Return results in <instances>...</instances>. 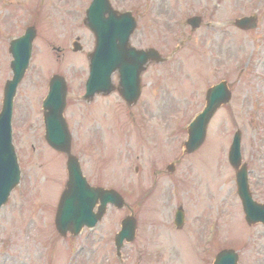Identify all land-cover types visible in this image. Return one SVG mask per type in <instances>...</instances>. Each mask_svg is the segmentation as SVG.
Returning <instances> with one entry per match:
<instances>
[{
  "label": "rangeland",
  "instance_id": "obj_1",
  "mask_svg": "<svg viewBox=\"0 0 264 264\" xmlns=\"http://www.w3.org/2000/svg\"><path fill=\"white\" fill-rule=\"evenodd\" d=\"M90 1L0 0V105L12 76L7 42L22 34L28 23L38 28L35 55L15 97L13 138L22 182L0 211V264H120L112 238L131 211L138 232L135 243L122 253L128 264H156V250L164 252L159 257L162 264H199L194 241L203 240L212 221L219 230L216 250L221 244L234 245L239 264H264V225L246 223L235 171L227 159L239 128L255 198L264 202V0H155V5L150 0H111L117 9L141 10L132 36L136 47L157 46L171 57L185 37L183 48L173 54L176 59L148 67L136 107H128L118 92L97 95L90 104L79 98L89 72L86 54L95 44L82 23ZM159 7L165 16L162 25H167L146 34L152 31L146 11ZM194 13L217 26L203 24L196 31L187 27L175 38L174 28L181 31L176 21ZM253 13L260 17L257 29L243 31L233 25L236 17ZM171 19L174 27L169 26ZM76 37L81 39V52L72 49ZM246 65L250 71L238 75ZM53 74L68 81L64 114L86 176L92 184L120 190L127 202L121 210L111 207L95 231L79 238H62L54 224L67 181V160L43 136L40 104ZM223 76L231 80L233 101L212 121L203 149L183 156L181 144L187 135L179 128L203 107L209 84ZM116 79L114 75L115 84ZM169 129H176L173 136ZM178 158L175 172L168 174L166 164ZM179 207L187 215L180 231L173 225Z\"/></svg>",
  "mask_w": 264,
  "mask_h": 264
},
{
  "label": "water",
  "instance_id": "obj_2",
  "mask_svg": "<svg viewBox=\"0 0 264 264\" xmlns=\"http://www.w3.org/2000/svg\"><path fill=\"white\" fill-rule=\"evenodd\" d=\"M111 12L109 5L106 4L105 0H95L94 5L90 11V28L94 30L97 36V42L99 45L97 56L94 59V65L102 64L103 61L110 55L111 52H115V48L117 49L119 55L125 60L127 63L122 62V60L109 61L107 64H102L100 68V73L95 74V80L99 86H96L94 82L91 83V95L95 92H103L105 94L110 93L113 89V85L111 83V71L114 68H118L122 77L120 80L122 82L121 87L119 88L120 93L125 97H131L134 94L130 92V89L134 88V82L130 78H132L131 73L136 76V86L139 87V76L140 73L144 70L145 65L148 60H156L160 61L157 55L153 51H148L146 54L141 55L140 51L129 48V34L132 33V22L128 17L125 16V19L120 17L121 21L114 16L110 18L108 21H103V14ZM113 13V12H112ZM114 15V13H113ZM103 18V19H102ZM250 23V24H249ZM241 27H250L253 25L252 20L249 21H240L238 23ZM247 25V26H246ZM101 34L105 33L108 38L104 40H99L98 35L99 31ZM34 36V34H33ZM31 37H24L21 39L22 41L15 43L12 48V53L14 54L15 61L12 63V67L15 73L14 79L12 82L8 83L5 94V102L4 109L0 115V206L7 200L9 192L13 189L18 179V172L16 166V160L14 159L13 148L11 146V103L12 97L15 92V87L17 83L21 80L23 73L28 64V60L30 57V53L28 50L27 43L30 41ZM25 41V42H24ZM146 57V60L143 61V58ZM122 59V58H121ZM119 66V67H118ZM63 83V80L59 77ZM110 84H106L107 82ZM105 86H101L104 85ZM58 87V84L56 85ZM56 87L50 92L49 99L47 101V108L50 110L47 117L48 123V131H47V139L51 145L60 150L64 151L69 156L68 166L71 181L68 183V189L65 191L61 198L59 216L57 218V226L61 233H65L66 229L71 231H76L80 229L84 225H93L95 219H100L107 204L114 203L117 206H122L123 200L118 194L114 191H107L101 188H90L86 186L85 183L82 182V187L79 186L80 182L83 181L79 174V165L76 159L70 153V136L68 134L67 126L64 123V119L62 116V110L65 106V86L63 85L59 94L57 93ZM62 93V107L58 106V99ZM221 92L218 90H214L212 93L213 98L221 99ZM229 98V94L223 102H227ZM60 120V122H59ZM47 123V122H46ZM200 123L205 126L206 122L203 118L200 120ZM194 132L192 136V141L197 144L202 142V138L204 136L203 132L194 127ZM199 143V144H200ZM239 147V137L236 139V143L233 145L231 151V162L235 166V169L238 171V179L239 180V190L242 198L245 201L248 217L249 219L255 221L262 220L264 221V205H258L256 202L251 200L250 194L248 192V184L245 167L241 168V162L238 155ZM80 179V180H79ZM100 201L101 205L99 208V214L93 213L92 207ZM61 214V218H60ZM94 215V216H93ZM261 216V217H260Z\"/></svg>",
  "mask_w": 264,
  "mask_h": 264
}]
</instances>
